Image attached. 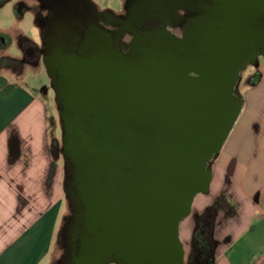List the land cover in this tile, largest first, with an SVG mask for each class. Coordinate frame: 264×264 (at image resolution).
<instances>
[{"label":"water","instance_id":"obj_1","mask_svg":"<svg viewBox=\"0 0 264 264\" xmlns=\"http://www.w3.org/2000/svg\"><path fill=\"white\" fill-rule=\"evenodd\" d=\"M232 37L168 35L127 55L107 38L45 63L58 75L62 154L85 205L79 264L111 254L117 264H186L179 226L209 190V166L241 113L240 72L258 46Z\"/></svg>","mask_w":264,"mask_h":264},{"label":"crops","instance_id":"obj_2","mask_svg":"<svg viewBox=\"0 0 264 264\" xmlns=\"http://www.w3.org/2000/svg\"><path fill=\"white\" fill-rule=\"evenodd\" d=\"M8 1L0 0V7ZM19 1L38 12V0ZM0 32L1 45L9 35ZM263 81L264 74L258 83ZM43 86L32 91L23 75L0 70V264H58L62 255L58 237V253L54 242L58 232L61 238L68 201L53 153L62 128L59 123L51 127L43 96L50 90ZM262 107L260 113L238 117L212 162L209 190L194 198L190 215L180 223L186 264L195 220L219 198L234 214L223 208L215 214L213 264H264V103Z\"/></svg>","mask_w":264,"mask_h":264},{"label":"flooded vegetation","instance_id":"obj_3","mask_svg":"<svg viewBox=\"0 0 264 264\" xmlns=\"http://www.w3.org/2000/svg\"><path fill=\"white\" fill-rule=\"evenodd\" d=\"M38 1L39 45L23 39L20 42L22 58L17 61L19 65L41 62L45 66L50 59L60 57L58 51L63 56L79 57L88 48L102 47L107 38L116 52L127 55L135 47L155 38L171 35L186 40L203 30H211L215 39L226 41L234 39L232 34H238L244 41L258 43L253 49V63L264 65V47L259 46L264 43V0H119L123 14L114 21L106 17L108 10L98 8V11L91 0ZM31 10L23 3L18 13ZM177 12L181 15L177 16ZM179 25L185 28L180 35L172 31ZM48 74L49 87L57 102L55 83L58 75L53 78L52 73ZM58 111L60 117V104ZM61 126L63 130L62 123ZM65 166V191L70 214L61 229L62 255L58 264H79L82 253L88 249L84 230L85 205L74 177L73 163L66 159ZM117 257L111 254L107 264H117Z\"/></svg>","mask_w":264,"mask_h":264},{"label":"rangeland","instance_id":"obj_4","mask_svg":"<svg viewBox=\"0 0 264 264\" xmlns=\"http://www.w3.org/2000/svg\"><path fill=\"white\" fill-rule=\"evenodd\" d=\"M25 1L30 2L34 0H25ZM91 1H93V3L96 4L97 9L99 8L101 10H105V9L108 10L107 11L108 14L106 15V17L110 21L116 20L117 17L123 14L119 9L120 8L119 0H91ZM19 3H20L19 0H9L6 4L0 7V30L5 31L9 35V40L6 39L7 42L0 45V52L3 53V55L5 56L0 59V70L23 75L26 85H28L32 89V91L36 90L41 85H44L43 88L45 87L48 88L47 90H50L48 95L43 94V96H46V101L49 106V117L52 124L51 127L53 128L56 126V123H59L58 125L60 129V127L62 128V126H60V121L58 119L59 118V114H58L59 111L57 109L58 103L55 101V96L53 94V91L49 87L50 84L49 74L45 66L41 64V62L38 65L24 64V66L23 64L19 65V63L17 62L22 58L21 44H20L21 42L20 39L22 37L23 39L26 38L27 40H30L33 43L39 45V40H38L39 27L36 24L37 23L36 21L38 19L37 17L38 14L34 12H24L22 13V15L18 14L15 10H16V6ZM99 9L98 11H100ZM176 15L180 16L181 12H177ZM181 25L177 26V28L176 27L172 28V31L180 35V32H182V30L185 29L183 28L184 26ZM124 40L127 41L128 38L125 37ZM5 58H7V60ZM263 74H264V65H261L260 62H258L257 64L250 63L244 70L240 72V79L236 88V96L242 100L241 113L239 115L240 117L242 115L246 117L248 114L254 111L259 113L261 112L263 108L262 105L264 103V81L258 84L257 83L254 84L253 82L256 81L259 78V76L260 78H263ZM250 88L251 90H249ZM57 144L58 145L53 146V153H54L55 161L60 164V168L62 169L63 180H64V178H66L67 176L66 175L67 171L65 166L66 159L61 153L63 147H62V139L61 136H59V134L57 135ZM216 157L212 162L215 161ZM212 162L209 166L210 170H211ZM65 212H66V217H68L70 214L69 206H68V210L64 208V214ZM58 233L54 242L55 253L56 252L58 253L59 252L58 249H60V247L57 246V237L61 243V238L59 237Z\"/></svg>","mask_w":264,"mask_h":264},{"label":"trees","instance_id":"obj_5","mask_svg":"<svg viewBox=\"0 0 264 264\" xmlns=\"http://www.w3.org/2000/svg\"><path fill=\"white\" fill-rule=\"evenodd\" d=\"M7 60V58H5ZM4 59V60H5ZM259 78L253 83H258ZM223 198H219L213 205L209 206L205 212L195 220V227L191 240V250L189 256V264H213L214 243L211 239L213 223L216 212L223 208L227 215L234 214L233 208L226 209Z\"/></svg>","mask_w":264,"mask_h":264}]
</instances>
